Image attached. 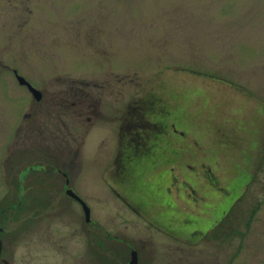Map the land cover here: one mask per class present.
<instances>
[{
    "label": "rangeland",
    "instance_id": "rangeland-1",
    "mask_svg": "<svg viewBox=\"0 0 264 264\" xmlns=\"http://www.w3.org/2000/svg\"><path fill=\"white\" fill-rule=\"evenodd\" d=\"M0 213L16 264H264V0H0Z\"/></svg>",
    "mask_w": 264,
    "mask_h": 264
},
{
    "label": "flooded vegetation",
    "instance_id": "flooded-vegetation-1",
    "mask_svg": "<svg viewBox=\"0 0 264 264\" xmlns=\"http://www.w3.org/2000/svg\"><path fill=\"white\" fill-rule=\"evenodd\" d=\"M14 75H15V72H14ZM144 126H147V127L150 126V127L154 128L155 130H157L158 132H160L162 134V132H163L162 130L165 127V123H164V121L163 122L158 121L157 123L148 122ZM13 130H14V134L17 135L18 131L16 130V128H14ZM135 139L137 141L139 140L138 147H136V149L134 151L130 152V150H129V153H131V155H132L131 157L134 156L133 158H135V160H137L138 155L141 156L142 153L146 152L144 150L146 148H149V144H150L151 140H150V136L149 135L148 136L137 135ZM141 140H142V142H141ZM19 185L20 184H18V186ZM19 191H21V190H19V188H18L17 192H19ZM18 203L19 202H17L16 204H18ZM7 207H9V206H7ZM5 209L6 208H3V210L1 212H3ZM19 212H20V210H19ZM0 214H2V213H0ZM19 217H20V215L19 216H14V219L18 220V219H20ZM5 221H6V219H5L4 216L0 217V222H1V224H0V229H1L0 230V241H1L0 264H16V262L18 260V258L15 257L16 250L12 249L11 246H15L16 239H23L25 237H29L31 239L35 238L36 235H39L38 233L40 232V230L35 229V231H33L34 234L30 235L31 233L29 232L28 228H34L35 224H36V219L33 218V217L25 216V218L22 219L20 230L19 231H14V232H9V231L6 230ZM161 221H163V224H161L162 227H163V225H166L167 219L163 218ZM152 222L154 223V224L151 223L152 228L155 227L163 235L165 234V235H169L170 237H173V235L171 234V230L169 228H164V227L162 228L160 225H156L154 221H152ZM100 232H101V235H100V237H98L99 238V242L96 241L97 244L95 242H93V240L97 239V237H96L97 235L92 236V233L89 231V236L88 237H89L90 243H92V242L95 243V245L97 247H98V244L100 243L99 244V250H101V252L104 255H107L105 253L106 249H107V241L115 240L114 239L115 237H113V235L109 234L108 232H106L102 228H101ZM45 236L51 238V241L53 242V246H47L48 249H47V247H46V249L45 248H39L37 246H33V242L34 241L33 242L30 241L29 246H31V247H26L23 250H21V252H20L21 253V257L26 258V262L21 263V264H36L37 263L36 260H37L38 257L46 259L45 261H47L48 258H49V261L51 260V258H55L57 260V256L55 255L56 254V245H55L54 230L52 231L51 235L50 234L49 235L46 234ZM17 237H19V238H17ZM173 238L180 239L182 241V244H183V242H184V244L185 243L187 244V239H182L181 236L174 235ZM103 242L105 243L104 245H102ZM6 245H8L10 247L9 250L7 249ZM49 248H50V250H49ZM40 249H43L44 251H39ZM129 251L132 254V251H134V250L132 248ZM50 253H52V255ZM42 264H47V263L42 262ZM54 264H57V261H55Z\"/></svg>",
    "mask_w": 264,
    "mask_h": 264
},
{
    "label": "water",
    "instance_id": "water-1",
    "mask_svg": "<svg viewBox=\"0 0 264 264\" xmlns=\"http://www.w3.org/2000/svg\"><path fill=\"white\" fill-rule=\"evenodd\" d=\"M17 79L19 80L20 84L25 85L26 87H28V89L31 91L32 95H33L37 100H40V93H39V92H38L33 86H31L30 84H28V83L26 82V80H25L23 77L19 76V75H18V78H17ZM66 193H67L69 196L73 197L75 200H78V201L81 202L83 212H85L86 221H88V219H89V213H90V212H89V208H88V207L84 204V202L81 201L80 198H79L78 196H76L75 193H74L73 191H71L70 189H66ZM0 230H1V229H0ZM0 252H1V241H0ZM132 252H133V254H132V260H131L130 263H132V264H136V252H134V251H132Z\"/></svg>",
    "mask_w": 264,
    "mask_h": 264
}]
</instances>
